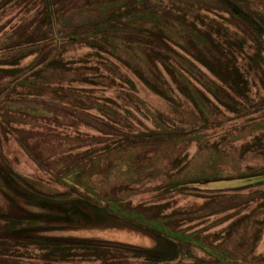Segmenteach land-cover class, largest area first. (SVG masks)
I'll return each instance as SVG.
<instances>
[{
	"label": "rangeland",
	"instance_id": "obj_1",
	"mask_svg": "<svg viewBox=\"0 0 264 264\" xmlns=\"http://www.w3.org/2000/svg\"><path fill=\"white\" fill-rule=\"evenodd\" d=\"M109 1L0 0V264H264V0Z\"/></svg>",
	"mask_w": 264,
	"mask_h": 264
},
{
	"label": "trees",
	"instance_id": "obj_2",
	"mask_svg": "<svg viewBox=\"0 0 264 264\" xmlns=\"http://www.w3.org/2000/svg\"><path fill=\"white\" fill-rule=\"evenodd\" d=\"M107 4L110 8L108 10H106L109 12L105 15L104 19L101 22H99V24L97 26L92 27V29H93L92 32H90L88 34H84L86 36L85 38L88 37V38L93 40L92 43H94V41H96L98 39L103 41V42H106V41H110V42L122 41L118 37L117 34L110 33V30L114 29L113 25L116 22H121L122 20H124L125 17L129 18L128 16H131V15L135 16L134 21L130 22V26L133 25L134 29L141 27L142 23H144V24L149 23V25L151 27L158 28L159 30L165 32L166 29L163 28L164 26L171 25L172 28L175 29L177 24L180 21V19L177 17L175 18L174 16H169V17L166 16V14L164 12L165 9L163 11H160V10H158L157 7H155V12L150 13V15H149L148 14L149 8L147 6L148 0H128L125 2L121 1L120 2L121 7L119 6V4H117L116 2H112V1H109ZM139 4L141 5L140 7H138ZM108 27H110L108 29L109 31L105 30V28H108ZM100 30H102L103 33H100ZM121 33L124 34L125 36L128 35V37L133 36L131 34H128V32H126L125 29ZM174 35H177V33H174ZM139 36L142 38L146 37V39H148L147 37L149 35L146 36L142 33L136 35V37H139ZM153 36L156 37L157 41L158 40L160 41V39H162V38L157 37V34H154ZM80 37H81V39H83V36H80ZM67 40L76 42L79 40V38L71 37V38H68ZM87 41H91V40H87ZM139 44H140V42H138L136 45H139ZM234 67H235L236 72L238 71V73H239L240 70L238 69V67L236 65H234ZM237 75H238V77H241V76H239V74H237ZM243 83L245 84V82H243ZM237 181H241V185H243V186L238 185L239 187H236L235 190L247 189L250 187H254L255 185H258V184H264V172H261L259 174H254V175H246V176L240 177ZM261 198L263 199L262 204L264 206V194L263 193H262ZM80 204H83V203H80ZM102 210L105 211L106 209L104 208Z\"/></svg>",
	"mask_w": 264,
	"mask_h": 264
}]
</instances>
